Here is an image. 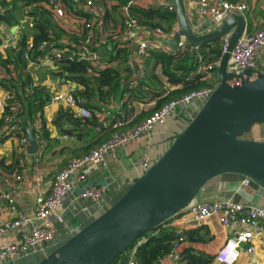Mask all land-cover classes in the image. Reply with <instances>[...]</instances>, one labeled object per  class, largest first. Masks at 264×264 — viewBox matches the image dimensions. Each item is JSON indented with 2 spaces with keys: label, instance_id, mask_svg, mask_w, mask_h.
<instances>
[{
  "label": "built area",
  "instance_id": "built-area-1",
  "mask_svg": "<svg viewBox=\"0 0 264 264\" xmlns=\"http://www.w3.org/2000/svg\"><path fill=\"white\" fill-rule=\"evenodd\" d=\"M115 0H84L82 8L83 13H76L74 9H68L65 5L57 0L38 2L31 5H22L21 17L13 24L0 20V57L7 58L9 54L16 53L20 50V40L25 30H31L41 19L38 12H34V7H44L48 10L54 25L63 29L68 34L79 38V41L71 37L59 38L62 47L55 49L50 48V42H42L38 49L43 52L42 56L32 60L28 53L29 59L26 68L23 71L29 72L33 76V86H48L53 92L51 102L46 106L49 107L54 103L64 104L63 108L69 109L70 112L79 117H91L92 111L81 105L73 89L77 84L68 78H61L66 89L63 91H54L52 86L48 85L41 76L35 75L34 70L43 69L45 71H54L58 69L57 61L66 57L70 60L87 61L95 70L106 69L113 66V62L108 61L107 50L100 45L107 43L116 44L117 47H128L136 49V59L139 67V75L132 78V84H137V79L145 75L144 62L151 50H161L170 53L175 51L171 46L166 45L161 39H170L174 34H167L162 28H150L143 25L131 12L128 5L120 7L122 21L114 29L107 30L106 17L108 10L116 5ZM79 5V4H78ZM81 5V3H80ZM16 3L10 1L6 9L15 11ZM159 6L175 9L174 4H167L165 1L160 2ZM251 0H198L194 10L188 14L190 23L198 31L199 27L204 24V19L211 21L210 29L217 28L231 14L237 12L245 15L250 10ZM4 10L0 5V11ZM71 19L79 21L76 28H70ZM53 35V31L49 30ZM222 39V54L228 49L229 35ZM102 42V43H101ZM187 45L185 42L180 43V48ZM35 48L32 35L27 42L26 50ZM197 48V47H196ZM264 54V25H255L251 28V22L247 19V26L231 52L228 68L233 72H240L245 68L264 71L262 55ZM13 61V59H12ZM220 61L209 65L201 66V71L207 72V77L214 76V69L218 67ZM1 64V60H0ZM137 65V64H136ZM5 75V76H4ZM19 70L14 62L8 64V68L0 65V79L6 85V96L0 99V107L6 108L11 98V82L8 80L17 79ZM58 79V78H57ZM202 88L191 92L165 103L160 109L154 111L146 119L135 124L132 127L118 131L115 130L111 136L104 140L97 147L80 156L72 157L60 168L54 175L50 190L47 194L37 196L35 211L32 215H26L21 212L16 204L14 197L10 192H0V199L5 201L11 211L15 214L14 218L6 219L0 224V237L8 233L13 228L29 224L28 229H24L18 242L4 244L0 246V264L6 262L16 263L21 258H34L39 261L48 255L53 249L63 243L71 235L80 230L83 226L90 223L94 218L104 213L113 205L112 200H106L108 187L105 185L89 184V170L92 165L106 166V156L116 155L124 146L130 144L141 136H150L157 124L165 123L168 118H174L179 122L182 130L196 116L205 102L209 99L214 89L218 86ZM29 91V88L27 89ZM45 107V108H46ZM23 110L21 102H14L9 113L4 114L5 125L9 127L8 132L16 130L13 126L18 113ZM45 110V109H44ZM97 116L102 122V127L111 126L112 129H119L125 123L121 119H114L112 109L103 105L97 111ZM42 114H38L34 127L39 143L44 139L41 136L43 128ZM17 153L19 155V165L23 169L26 166V157L29 153V137L25 134L16 136ZM158 158H152L148 152H145L140 158V164L146 171ZM36 161H39V156ZM16 179H22V175L17 172ZM245 185L255 183L251 177L244 176ZM83 184L84 188L80 194L75 192L77 185ZM36 185L33 183V187ZM89 201V204L79 205L82 201ZM59 208L63 209V224L67 233L61 232L50 216L57 212ZM189 213L197 221H204L214 216H220L223 225L238 221L249 226V229H239L229 238L226 243L219 249L216 255V261L219 264H239V257L243 246L247 252L253 253L259 247L264 251V207L252 202L236 201L229 198L222 200L202 201L191 205ZM34 221H40L34 224ZM178 238L173 242L172 257L178 253L181 246L186 242V235L183 229L177 230ZM133 250L127 263L115 262L113 264H136ZM167 259V258H166ZM162 259L159 264H164Z\"/></svg>",
  "mask_w": 264,
  "mask_h": 264
},
{
  "label": "water",
  "instance_id": "water-1",
  "mask_svg": "<svg viewBox=\"0 0 264 264\" xmlns=\"http://www.w3.org/2000/svg\"><path fill=\"white\" fill-rule=\"evenodd\" d=\"M75 1L80 5L81 0ZM171 1L179 27L172 38L161 40L173 50L178 51L181 42L199 47L229 35L227 52L218 65V86L162 155L109 209L35 264H113L144 233L187 210L211 179L226 173L251 177L264 188V140L244 136L264 123V71L228 68L247 19L235 12L217 28L210 29L208 19L196 31L185 1ZM136 53L135 49L132 64L138 72ZM28 137L29 153H38L41 144L31 128ZM179 255L175 253L172 261Z\"/></svg>",
  "mask_w": 264,
  "mask_h": 264
},
{
  "label": "trees",
  "instance_id": "trees-1",
  "mask_svg": "<svg viewBox=\"0 0 264 264\" xmlns=\"http://www.w3.org/2000/svg\"><path fill=\"white\" fill-rule=\"evenodd\" d=\"M13 0H0V5L4 10L0 11V20L9 24L18 21L15 11L6 9L8 3ZM23 5L36 4L38 2L49 0H22ZM65 5L69 10L74 9L76 13H83L81 5L75 0H57ZM116 5L112 7V12L120 11V7L128 5L133 15L143 24L150 28H162L167 34H174L178 26V16L175 9L171 10L166 6L141 5L137 0H115ZM17 9V6L15 7ZM111 9L108 10L107 16ZM34 12L41 15L34 28L25 30L20 40V50L15 54L11 53L7 58L0 57L2 67L8 68V64L14 62L19 70L17 79L8 80L11 82V98L5 108V114L9 113L12 103L21 102L23 110L18 113L13 126L17 127L16 135L25 134L28 136V128L37 133L34 123L37 115L42 114L45 107L51 102L53 92L46 85L33 86V76L23 71L29 61L26 54L32 60L42 56L43 52L38 49L42 42L49 41L50 48L55 49L62 47L59 43L61 37H71L79 41V38L68 34L61 28L54 25V22L44 7H34ZM112 16V15H111ZM107 19V17H106ZM264 25V24H263ZM253 28V23H251ZM53 31V35L50 31ZM33 37L35 48L27 51V42ZM109 62H117V65L110 66L106 69L95 70L87 61L70 60L66 57L57 61L58 69L50 71L51 75L61 79L68 78L74 81L77 86L73 93L77 101L92 111L91 117H79L63 108L53 119V123L58 128L61 135L74 136L82 142L80 156L91 149L97 147L104 140L108 139L115 131H121L146 119L154 111L160 109L165 103L187 95L191 92L217 84L220 82L218 67L214 71L213 77H207V72L200 71L203 65H209L222 58V39H216L204 43L199 47H193L187 44L184 48L170 53L161 50H151L147 56L144 67L145 75L137 79V84H132L134 78V67L131 59L134 48L117 47L116 44L110 43L105 45ZM13 59V61H12ZM160 69L161 73H158ZM29 88V91L27 90ZM154 101V106L138 110L134 105L136 102ZM109 106L113 113L114 119H121L125 123L119 129H112L111 126L101 127L102 122L97 116V111L101 106ZM43 128L41 136L44 141L38 152L42 159L52 144L57 140L50 136L49 129L45 126L42 119ZM5 125L4 117L0 119V126ZM39 156V157H40ZM74 156V157H75ZM65 165V162L61 163ZM9 166V170L21 172L18 157ZM197 203L196 199L191 205ZM190 205V206H191ZM189 206V207H190ZM188 210V208H187ZM182 211L168 219L155 229L144 233L129 248L127 253L118 257L115 262H123L130 259L134 252L136 264H159L162 259L168 258L173 253V242L178 238V228L170 226L171 222L181 216ZM204 228L187 230L185 232L186 241H202L206 238L202 233ZM178 258V264H213L215 256L204 251L193 248H185Z\"/></svg>",
  "mask_w": 264,
  "mask_h": 264
},
{
  "label": "crops",
  "instance_id": "crops-1",
  "mask_svg": "<svg viewBox=\"0 0 264 264\" xmlns=\"http://www.w3.org/2000/svg\"><path fill=\"white\" fill-rule=\"evenodd\" d=\"M165 1L167 4H174L171 0H137L141 5H159L160 2ZM188 14H190L198 3V0H184ZM17 4L15 14L21 17L22 0H13ZM175 5V4H174ZM113 7V6H112ZM107 16L106 26L107 30L118 27L121 23V14L119 11L112 12ZM109 9V10H110ZM247 19L249 23L255 25L264 24V0H251L250 10L248 11ZM208 19H204V23ZM79 21L71 19L70 28H76ZM177 26L176 30L178 29ZM173 37V36H172ZM171 37V38H172ZM112 41H108L100 45L106 49L107 44L110 45ZM102 43V42H101ZM166 45H169L165 43ZM171 46V45H169ZM134 54V53H133ZM133 58V56H132ZM136 58V57H135ZM262 62L264 63V54L262 55ZM113 62V66H114ZM117 63V62H116ZM132 63V59H131ZM136 64L137 59H136ZM134 77H137L140 71H135ZM45 71V70H44ZM48 72V71H45ZM161 73L160 69L157 71ZM49 73V72H48ZM5 76V75H4ZM3 80V78L1 77ZM0 79V99L6 96L7 87ZM48 85L52 86L54 91H63L66 89L65 84L59 79L46 75L41 78ZM4 81V80H3ZM148 102V101H147ZM154 101L148 103L139 102V110L150 108L154 106ZM146 105V106H145ZM145 106V107H144ZM64 107L62 103H54L46 107L43 111L42 119L45 121V126L50 131V136L57 140L52 144V147L46 151L44 159L39 153L30 154L26 157V166L20 172L22 179H16V170H9V166L14 162L17 153V139L16 131L8 132L7 125L0 126V192L7 191L14 197L18 209L26 215H32L35 211V203L37 196L47 194L50 190L52 180L55 173L62 168L61 163L68 162V160L75 155L81 153V146L83 145L80 140L74 136L61 135L56 125L53 123L54 117ZM5 109L0 107V119L4 117ZM182 131L179 122L174 118H168L165 123L157 124L150 136H141L130 144L122 147L116 155L106 156V166L92 165L89 170V184L105 185L108 187L106 200H112L113 203L127 190V188L140 177L144 172V168L140 164V158L148 152L152 158H159L162 153L168 148L172 140ZM70 153V154H69ZM39 157V161L36 159ZM244 176L235 173H226L211 179L200 191L196 202L222 200L231 197L236 201L252 202L256 205L264 207V188L258 186L256 183L245 185L243 183ZM33 183L36 185L33 187ZM84 188L83 184L77 185L75 192L80 194ZM89 204V201H82L79 205ZM63 209L59 208L57 212L50 216V219L55 223L58 229L67 233V229L63 224L62 217ZM15 214L11 211L8 204L0 199V224L10 218H14ZM34 224H39L40 221H34ZM170 226L187 230L204 228L202 233L205 240L202 241H189L187 240L180 248V252L185 248H193L196 250L204 251L208 254L214 255L216 259L217 252L231 238L239 229H249V226L244 225L238 221L225 226L220 221V216H214L204 221H197L185 210L181 216L175 218ZM29 224H24L21 227L13 228L8 233L0 237V246L13 242H18L21 233L24 229H28ZM178 251V253H179ZM180 254V253H179ZM172 261V257L164 260V264H178ZM34 258H21L14 264H35ZM127 263V260L126 262ZM4 264H13L6 262ZM213 264H219L216 260ZM239 264H264V251L257 248L255 252L249 253L243 246L242 252L239 257Z\"/></svg>",
  "mask_w": 264,
  "mask_h": 264
},
{
  "label": "rangeland",
  "instance_id": "rangeland-1",
  "mask_svg": "<svg viewBox=\"0 0 264 264\" xmlns=\"http://www.w3.org/2000/svg\"><path fill=\"white\" fill-rule=\"evenodd\" d=\"M114 65H117V63L115 62L114 63ZM199 70L201 71V67L199 68ZM35 72H34V74L35 75H39V76H41V77H45L47 74L48 75H50V77L52 78V77H54V76H52L51 75V73H48V72H45L43 69H38V70H34ZM54 78H56V77H54ZM139 102H136L134 105L136 106V108H137V111L139 110L138 108H140L139 107V104H138ZM144 103V102H143ZM146 103V102H145ZM146 106V105H145ZM144 106V107H145ZM246 138H252V139H258V140H264V123H262V124H256L254 127H253V129H252V131L251 132H249V133H246L245 135H244ZM70 154V153H69ZM69 157H71L72 158V156L71 155H69ZM74 157V156H73ZM70 158V159H71ZM61 166H63V165H61Z\"/></svg>",
  "mask_w": 264,
  "mask_h": 264
}]
</instances>
